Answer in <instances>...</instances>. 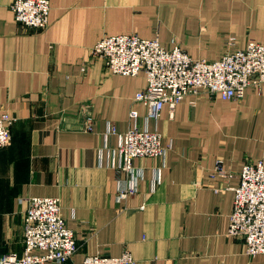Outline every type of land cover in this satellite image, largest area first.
Here are the masks:
<instances>
[{
	"label": "crops",
	"instance_id": "obj_1",
	"mask_svg": "<svg viewBox=\"0 0 264 264\" xmlns=\"http://www.w3.org/2000/svg\"><path fill=\"white\" fill-rule=\"evenodd\" d=\"M15 1L0 0V114L17 118L0 149V259L23 255L21 199L38 196L59 198L75 232L78 251L62 264L124 252L135 264H264L228 234L243 165L264 160V89L240 100L189 95L147 122L134 100L145 73L111 74L92 52L105 36L135 34L218 60L264 45V0H50L42 30L16 20ZM135 125L172 147L135 158L132 174L119 148ZM218 163L233 176H214Z\"/></svg>",
	"mask_w": 264,
	"mask_h": 264
},
{
	"label": "built area",
	"instance_id": "obj_2",
	"mask_svg": "<svg viewBox=\"0 0 264 264\" xmlns=\"http://www.w3.org/2000/svg\"><path fill=\"white\" fill-rule=\"evenodd\" d=\"M16 20L30 29H46L49 25L50 0H16L12 5ZM234 45V38L229 39ZM111 74L137 76L144 72L147 87L136 93L134 100L148 108L146 121L158 120L168 105L172 114L177 105L189 95L222 97L240 100L248 88L261 93L264 89V45L250 42L244 49L228 50L218 60H196L179 45L163 46L159 39L142 38L135 34L105 36L93 48ZM86 68H83V70ZM130 117H139L131 110ZM17 118L5 112L0 114V149L12 139L11 128ZM86 131L93 130L89 120ZM111 124L108 134H116ZM119 148L123 169L134 174L137 157H165L171 144L164 145L163 135L131 126L122 134ZM230 178L233 173L218 163L214 176ZM240 183L235 192L229 236L242 238L250 257L264 254V160L243 165ZM131 192V191H130ZM129 191L121 193L126 197ZM134 193V192H131ZM25 249L22 256L7 254L0 264H62L74 257L78 242L74 230L62 214L57 197H25ZM130 252L120 256L87 255L83 264H135Z\"/></svg>",
	"mask_w": 264,
	"mask_h": 264
}]
</instances>
